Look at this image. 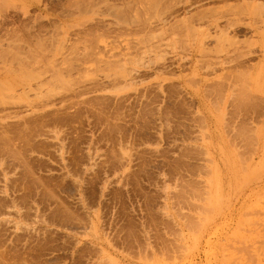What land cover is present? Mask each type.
<instances>
[{"label": "rangeland", "instance_id": "obj_1", "mask_svg": "<svg viewBox=\"0 0 264 264\" xmlns=\"http://www.w3.org/2000/svg\"><path fill=\"white\" fill-rule=\"evenodd\" d=\"M0 264H264V0H0Z\"/></svg>", "mask_w": 264, "mask_h": 264}, {"label": "bare ground", "instance_id": "obj_2", "mask_svg": "<svg viewBox=\"0 0 264 264\" xmlns=\"http://www.w3.org/2000/svg\"><path fill=\"white\" fill-rule=\"evenodd\" d=\"M258 7V6H257ZM261 8V7H260ZM257 9H259V8H257ZM256 9V10H257ZM249 10V9H248ZM255 10V9H254ZM233 12V11H232ZM239 12V11H238ZM258 12H261V11H258ZM257 13V11H255V14ZM238 14V13H237ZM258 14V13H257ZM262 22V21H261Z\"/></svg>", "mask_w": 264, "mask_h": 264}]
</instances>
